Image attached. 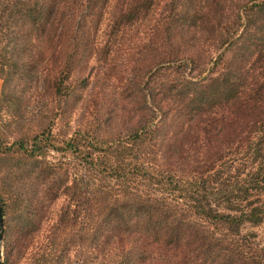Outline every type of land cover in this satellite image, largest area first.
I'll use <instances>...</instances> for the list:
<instances>
[{
	"label": "trees",
	"instance_id": "1",
	"mask_svg": "<svg viewBox=\"0 0 264 264\" xmlns=\"http://www.w3.org/2000/svg\"><path fill=\"white\" fill-rule=\"evenodd\" d=\"M104 12L123 133L46 123L5 151L43 160L59 223L113 262L264 264V0H0L17 51L0 57L3 81L16 64L34 92L69 93Z\"/></svg>",
	"mask_w": 264,
	"mask_h": 264
},
{
	"label": "rangeland",
	"instance_id": "2",
	"mask_svg": "<svg viewBox=\"0 0 264 264\" xmlns=\"http://www.w3.org/2000/svg\"><path fill=\"white\" fill-rule=\"evenodd\" d=\"M96 20L100 22L95 26L94 50L76 55L75 70L70 75L74 86L69 93L34 92L16 64L4 68L8 74L5 81L0 76V199L6 205L1 259L5 264H119L113 262L114 254L107 247L95 251L89 237L78 244L75 229L59 223L58 210L65 201L63 196L52 198L51 182L39 172L44 166L41 158L31 162L14 147L5 151L14 140L29 144L32 133L46 123L52 125L54 133L70 134L75 128L95 126L101 137L123 133L118 124L123 109V52L106 54L110 43L107 13L95 16ZM0 29V57L15 55L17 51L5 45L4 33L10 36V28L2 25ZM83 74L85 82L80 80ZM45 157L47 161L57 160L53 152ZM254 229L264 242L263 227Z\"/></svg>",
	"mask_w": 264,
	"mask_h": 264
},
{
	"label": "water",
	"instance_id": "3",
	"mask_svg": "<svg viewBox=\"0 0 264 264\" xmlns=\"http://www.w3.org/2000/svg\"><path fill=\"white\" fill-rule=\"evenodd\" d=\"M2 233H3V210H2V208L0 206V264H2V259H1Z\"/></svg>",
	"mask_w": 264,
	"mask_h": 264
}]
</instances>
